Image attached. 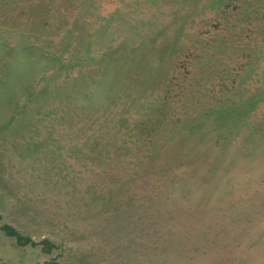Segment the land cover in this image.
<instances>
[{
  "label": "rangeland",
  "instance_id": "1",
  "mask_svg": "<svg viewBox=\"0 0 264 264\" xmlns=\"http://www.w3.org/2000/svg\"><path fill=\"white\" fill-rule=\"evenodd\" d=\"M0 264H264V0H0Z\"/></svg>",
  "mask_w": 264,
  "mask_h": 264
},
{
  "label": "trees",
  "instance_id": "2",
  "mask_svg": "<svg viewBox=\"0 0 264 264\" xmlns=\"http://www.w3.org/2000/svg\"><path fill=\"white\" fill-rule=\"evenodd\" d=\"M0 232H2L6 237L13 238L16 241L17 245L21 247L27 245H30L32 247L41 246L46 253H49L51 251V248L53 247L52 244L47 240L34 242L30 237L20 234L13 226L2 224L1 217Z\"/></svg>",
  "mask_w": 264,
  "mask_h": 264
}]
</instances>
